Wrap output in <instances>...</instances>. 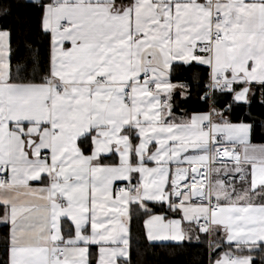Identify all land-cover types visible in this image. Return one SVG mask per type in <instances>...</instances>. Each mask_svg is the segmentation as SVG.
Listing matches in <instances>:
<instances>
[{
	"label": "crops",
	"instance_id": "obj_1",
	"mask_svg": "<svg viewBox=\"0 0 264 264\" xmlns=\"http://www.w3.org/2000/svg\"><path fill=\"white\" fill-rule=\"evenodd\" d=\"M27 1L43 6L49 78L64 90L11 83V36L0 29V165L13 166L11 182L0 183L8 264H130L134 208L147 214L151 244L196 241L203 233L211 251L217 240L263 244L264 144L252 143L251 125L231 123L214 95L207 112L180 110L175 97L187 100L190 86L171 77L175 65L207 68L206 84L239 87L235 102L248 104L264 86V0ZM208 3L223 16L214 24L223 39L213 46ZM144 73L155 92L142 83ZM222 146L233 147L240 163L211 167ZM191 168L208 171V195L220 206L211 231L198 227L209 219L208 201L171 195L173 173ZM131 183L135 193L116 195ZM152 204L166 211L154 213ZM211 264L252 260L224 251Z\"/></svg>",
	"mask_w": 264,
	"mask_h": 264
},
{
	"label": "trees",
	"instance_id": "obj_2",
	"mask_svg": "<svg viewBox=\"0 0 264 264\" xmlns=\"http://www.w3.org/2000/svg\"><path fill=\"white\" fill-rule=\"evenodd\" d=\"M40 3L27 0H0V29L10 33L11 83H45L51 73V36L43 28V7ZM209 78L207 68L197 65H175L171 80L185 82L190 86V97L181 100L175 97L180 110L188 112H207L209 103L202 99ZM239 87L231 91L215 89L214 105L225 111L229 121L234 124L252 126V143L264 144V86L255 88L248 104L235 102L234 95ZM258 202L264 203V189L258 192ZM154 213L165 212V206L150 205ZM5 209L0 206V220ZM146 213L134 208L131 223L130 264H211L222 252L232 251L241 256H249L252 264H264V243L254 249L226 245L217 240L213 249L209 248L208 235H199L196 241L181 244H151L145 235ZM8 225L0 224V264H8L9 256Z\"/></svg>",
	"mask_w": 264,
	"mask_h": 264
},
{
	"label": "built area",
	"instance_id": "obj_3",
	"mask_svg": "<svg viewBox=\"0 0 264 264\" xmlns=\"http://www.w3.org/2000/svg\"><path fill=\"white\" fill-rule=\"evenodd\" d=\"M39 8L43 7L42 4L38 5ZM206 8L212 11V15H213V31H212V46L213 43L215 42H220L223 39V36L221 34H218L214 31V24L218 23V22H222L223 21V16L218 13L215 12V8H214V3H208L206 4ZM59 27L61 29H70L72 27V25L70 23H61L59 25ZM209 47L207 46H203L201 47L202 51H206ZM212 48V47H211ZM141 81L143 84H145L148 88V90L150 92H155L156 91V83L153 81V77L150 73H144L141 77ZM46 83L55 89L56 92L61 93L64 90V87L62 84H57L55 82H53L50 78H48L46 80ZM98 84H104L105 82L100 78L97 80ZM207 85V92L203 95V100L208 101L209 105H211L212 107V103H213V95H214V90L216 86L221 85V83H214V82H209L206 84ZM132 86V85H131ZM130 88L127 90L126 92V97L128 100H130L132 98V89ZM0 92H1V85H0ZM211 110V125H212V121H213V115L216 114V112L210 108ZM223 139V137H221ZM223 151H230L231 154H234L235 156L239 157V154H237V152L233 149V147H229V146H222L219 147L214 155H211V162H210V166L212 167L213 165H215L216 163H230V164H236V163H240V157H239V161L233 159H220V155L223 154ZM42 158L47 159L48 158V154H44L42 155ZM12 169L13 166L11 164H3L0 165V183L3 185L9 184L12 180ZM202 171V169H200ZM187 176L183 177L181 183L182 185H186L188 187V189H186L185 191H179L175 185V177H176V173H173V178L171 180V195L174 198H177V196L179 194L182 193H186L188 195H190V198L193 201H208L209 204V219L208 221H200L198 222V227L201 229H208L209 231L212 230V214L218 213L220 210V206L217 205L213 199L208 195L209 191L212 188V183L209 179V174L208 171H206V179H207V183L204 185V195L195 199L193 192H192V183L194 180V173L192 171V168L187 169ZM139 189V187L136 184H129L128 186L125 185H119L116 189V195H120L123 191H127L130 194L135 193L137 190Z\"/></svg>",
	"mask_w": 264,
	"mask_h": 264
},
{
	"label": "bare ground",
	"instance_id": "obj_4",
	"mask_svg": "<svg viewBox=\"0 0 264 264\" xmlns=\"http://www.w3.org/2000/svg\"><path fill=\"white\" fill-rule=\"evenodd\" d=\"M223 154L220 155V159H235V160H238L239 157L235 156L234 154H231L230 151H223L222 152ZM193 171V175H194V180H193V183H192V192H193V195H194V198L197 199L201 196L204 195V185L207 183V179H206V171L204 170H194L192 169ZM188 174L187 173H182V172H178L176 174V177H175V185L177 187V189L179 191H185L186 189H188V187L186 185H182L181 181L183 179V177L187 176ZM199 179H203L202 181H199Z\"/></svg>",
	"mask_w": 264,
	"mask_h": 264
},
{
	"label": "water",
	"instance_id": "obj_5",
	"mask_svg": "<svg viewBox=\"0 0 264 264\" xmlns=\"http://www.w3.org/2000/svg\"><path fill=\"white\" fill-rule=\"evenodd\" d=\"M181 195H179L178 197H180Z\"/></svg>",
	"mask_w": 264,
	"mask_h": 264
},
{
	"label": "rangeland",
	"instance_id": "obj_6",
	"mask_svg": "<svg viewBox=\"0 0 264 264\" xmlns=\"http://www.w3.org/2000/svg\"><path fill=\"white\" fill-rule=\"evenodd\" d=\"M210 179V178H209ZM211 181V180H210Z\"/></svg>",
	"mask_w": 264,
	"mask_h": 264
}]
</instances>
